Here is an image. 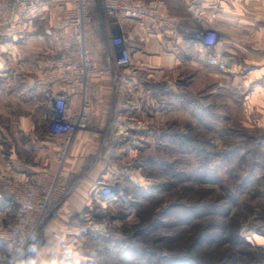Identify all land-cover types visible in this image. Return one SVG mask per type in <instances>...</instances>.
<instances>
[{"label": "rangeland", "instance_id": "374dc122", "mask_svg": "<svg viewBox=\"0 0 264 264\" xmlns=\"http://www.w3.org/2000/svg\"><path fill=\"white\" fill-rule=\"evenodd\" d=\"M63 20L64 10L55 17L38 14L22 36L0 31V161L8 159L14 143L31 141L20 127L34 123L38 137L47 130L44 103L61 88L51 82L59 49L52 45L57 39L49 28ZM174 76L130 93L135 106L112 118L121 125L118 117L123 116L128 130L121 126L120 134L106 135L110 122L95 126L108 139L88 156L82 173L65 178V164L57 162L69 193L56 212L96 160L106 157L105 166L114 172L110 179L96 180L90 206L71 217L77 231L73 243L84 253L85 264L264 261V127L249 113L238 80L222 77L220 85V78L202 77L187 65ZM41 77L48 85L41 97L30 99L28 84ZM174 134L192 142L177 144ZM113 139L114 146L109 145ZM14 152L22 158L33 154L21 145ZM7 179H0V188ZM98 181L116 182L117 199H98ZM3 203L12 208H0V262L8 264V234L17 226L18 206Z\"/></svg>", "mask_w": 264, "mask_h": 264}, {"label": "crops", "instance_id": "0c3cea01", "mask_svg": "<svg viewBox=\"0 0 264 264\" xmlns=\"http://www.w3.org/2000/svg\"><path fill=\"white\" fill-rule=\"evenodd\" d=\"M162 1L166 4L169 14L186 23L189 31L182 34L176 29L165 27L155 30L139 21L127 20L125 35L132 49V66L124 71L128 75V80L121 81L115 86L109 71L94 76L91 113L94 126L77 133L64 166L65 178L69 174L82 173L88 156L97 151L103 138L108 139V136L102 137L103 131L96 128V125L110 122L111 128L106 135H112L114 131L115 134H120L121 125L112 118L115 112H123L132 104L133 101L128 99L129 95L145 84L151 85L170 79L167 78L170 73L176 77L185 65L199 71L202 77L220 78L216 79L217 82H220L222 77L238 80L242 92L245 93L249 113L253 115L255 123L264 127V0H201L198 14L190 8L196 0ZM63 10L64 7L59 4L47 3L33 15L17 19L0 31L8 36H22L38 14L43 17H55ZM94 19L95 26L90 34V43L96 65L101 68L105 64L106 51L115 48L112 44L113 28L101 7L94 10ZM61 23L49 28L57 39L51 40L52 45L58 49L61 46V39L58 36L66 29L65 21ZM199 28H208L217 33V42L212 49L202 44L194 45L189 39ZM210 55L230 57L234 65L241 67L242 72L238 75L222 72L217 66L208 62L207 58ZM133 73L143 74L145 79L141 80L139 76L135 78L131 75ZM47 85L46 77L31 80L26 94L30 99H37L38 96L41 97L43 87ZM32 125L27 129L25 126L20 127L21 132L31 136V141L14 143L8 159H1L0 179L6 176L17 180H35L44 174L58 173L59 139L54 138L47 130L43 137L34 135L32 130L34 123ZM114 139L109 145L114 146ZM19 145L33 154L22 158L14 152ZM106 159L105 157L96 160L89 166L86 174L77 180L70 196L47 223L43 239L45 244L54 242L60 236L73 242L77 231L71 223L72 215L90 206L91 188L100 176L106 179L113 177L112 168L107 169L105 166ZM1 204L4 205L3 202ZM1 204L0 208L4 207L7 210L11 208L9 205L1 206Z\"/></svg>", "mask_w": 264, "mask_h": 264}, {"label": "built area", "instance_id": "2783aa9c", "mask_svg": "<svg viewBox=\"0 0 264 264\" xmlns=\"http://www.w3.org/2000/svg\"><path fill=\"white\" fill-rule=\"evenodd\" d=\"M47 3L59 4L65 11L66 29L60 34L61 46L51 63L54 69L51 82L60 83L61 88L44 103L42 115L49 134L60 141L57 157L63 165L77 133L90 126L94 76L109 71L115 86L128 80L124 71L132 66V49L125 35L127 20L139 21L155 30L162 27L176 29L182 34L187 33L189 27L171 16L162 0H0V26L29 17ZM100 7L112 25V44L115 47L106 51L105 64L101 68L96 65L90 43V34L95 26L94 10ZM200 7L201 0L190 6L195 14L199 13ZM217 38L213 30L199 28L189 39L194 45L202 44L212 49ZM207 60L223 72L233 75L242 72L230 57L210 55ZM131 75L138 78L136 73ZM121 119L123 116L118 117V123L128 130L129 125L122 123ZM64 182L58 173L44 174L35 180H6L0 188V203L10 202L18 206L17 226L8 234L10 247L15 244L20 229L23 230L21 234L38 233L41 237L49 219L56 214L61 198L69 193ZM96 187L97 198L105 203L116 200L120 194L116 182L98 181ZM257 264H264V261Z\"/></svg>", "mask_w": 264, "mask_h": 264}, {"label": "clouds", "instance_id": "9594fccd", "mask_svg": "<svg viewBox=\"0 0 264 264\" xmlns=\"http://www.w3.org/2000/svg\"><path fill=\"white\" fill-rule=\"evenodd\" d=\"M22 232L18 230L15 244L8 249V264H85L84 253L66 237L45 244L38 233Z\"/></svg>", "mask_w": 264, "mask_h": 264}, {"label": "trees", "instance_id": "16d2710c", "mask_svg": "<svg viewBox=\"0 0 264 264\" xmlns=\"http://www.w3.org/2000/svg\"><path fill=\"white\" fill-rule=\"evenodd\" d=\"M174 136L175 138H177V140L175 139V141H177V144L179 142L180 144H186L188 141L192 142V140L189 137H186L185 135L174 134ZM173 176H176L178 178V174H174ZM165 187L168 188L167 185H165ZM138 189H142V188H138ZM247 244H249V242H247Z\"/></svg>", "mask_w": 264, "mask_h": 264}]
</instances>
